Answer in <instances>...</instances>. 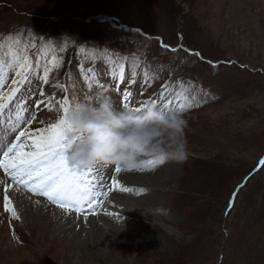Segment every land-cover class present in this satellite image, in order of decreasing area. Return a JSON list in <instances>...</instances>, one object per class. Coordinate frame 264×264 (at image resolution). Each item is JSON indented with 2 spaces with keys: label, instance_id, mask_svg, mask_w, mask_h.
I'll return each mask as SVG.
<instances>
[{
  "label": "rangeland",
  "instance_id": "374dc122",
  "mask_svg": "<svg viewBox=\"0 0 264 264\" xmlns=\"http://www.w3.org/2000/svg\"><path fill=\"white\" fill-rule=\"evenodd\" d=\"M178 31L192 42L181 52L170 46L183 45ZM8 37L22 42L32 67L0 112L1 151L55 123L63 113L52 101L73 104L106 89L118 109L124 92L132 107L160 106L162 97L171 102L166 110L184 105L188 155L155 170H113L110 180L98 165L93 204L79 212L33 194L0 167V264H264L245 252L254 231L264 232L252 221L259 206L239 212L238 201L218 228L210 224L264 157V0H0V43ZM15 71L4 67L0 94L17 87ZM234 169L241 176L227 173ZM260 176L264 183V168ZM6 194L19 219L5 210Z\"/></svg>",
  "mask_w": 264,
  "mask_h": 264
},
{
  "label": "clouds",
  "instance_id": "9594fccd",
  "mask_svg": "<svg viewBox=\"0 0 264 264\" xmlns=\"http://www.w3.org/2000/svg\"><path fill=\"white\" fill-rule=\"evenodd\" d=\"M67 135L75 138L66 152L67 163L78 171L98 165L124 171L155 170L169 161L187 159V120L156 103L141 111L118 109L106 89L74 100L67 116Z\"/></svg>",
  "mask_w": 264,
  "mask_h": 264
},
{
  "label": "snow or ice",
  "instance_id": "6c2138e0",
  "mask_svg": "<svg viewBox=\"0 0 264 264\" xmlns=\"http://www.w3.org/2000/svg\"><path fill=\"white\" fill-rule=\"evenodd\" d=\"M0 49H4L5 55L9 57L5 61H0V76L3 75L4 67L16 69L15 75L19 80H14L13 84L17 87L10 90L9 93L0 94V112L4 110L7 102L19 91L18 85L23 84L28 79V73L32 67L31 61L26 50L22 47V42L15 37H8L3 43H0ZM54 62V61H53ZM94 71V69H90ZM49 69H45L44 82L47 83ZM121 78H123V66L121 65ZM102 87V86H101ZM75 99V98H73ZM123 99L125 103L123 108L139 112L148 101L141 102L140 107H132L129 103L131 99L130 92H124ZM165 97H162L160 107L168 109L171 102L163 103ZM56 103L57 107L62 110V116L47 128L42 129L35 135L31 142H18L7 147L3 153L4 160L0 161V167L11 177L14 182L23 184L29 191L35 195L44 196L59 208L67 211H82L85 204H93L95 197L94 180L98 175V168H88L84 171H78L70 167L67 163L66 152L75 139L70 140L67 131L68 125L66 116L72 103L65 97ZM154 103V102H153ZM185 106L181 105L178 109L183 112ZM14 130V129H13ZM22 135L28 136V133ZM25 149H28L27 151ZM12 158L9 159V155ZM148 164L154 167V162L148 161ZM115 171L121 172L122 169L116 165ZM113 187L119 185V181L113 178ZM120 191H131V189L120 186ZM7 192V190H5ZM140 191H143L141 189ZM105 197L108 193L103 194ZM10 200L6 194L4 197V206L6 211H11L13 216L19 219L13 207H10ZM100 201L96 200V204Z\"/></svg>",
  "mask_w": 264,
  "mask_h": 264
},
{
  "label": "trees",
  "instance_id": "16d2710c",
  "mask_svg": "<svg viewBox=\"0 0 264 264\" xmlns=\"http://www.w3.org/2000/svg\"><path fill=\"white\" fill-rule=\"evenodd\" d=\"M67 14L71 15V13H67ZM118 17H120V15ZM118 17L117 16L116 17H111V19H113L114 22H116V21L120 22L121 18H118ZM77 18H79V17H77ZM87 20H88V22H91L92 18L87 19ZM191 29H192V23H189L187 30L184 32L185 35H187V33L189 32L188 36H191V32H192ZM178 32H180V33H178L177 37H178V39L181 42H183L182 43L183 45H170V46H174L176 48H178L180 46L190 47V45H192V42L186 43L185 42V38L182 35L183 33L181 31H178ZM182 37H183V41L181 40ZM159 38L160 37H158L155 40H158ZM160 39L162 40L163 43H167L168 42V41H166V39H164V37H161ZM171 42H172V40H171ZM169 44H171V43H169ZM195 51H197V50H195ZM201 56H202V54H201ZM197 165L199 167H201V166H204L205 164L203 162H198ZM255 169H256V166L251 168L249 171L246 170L247 172L246 171L243 172L244 174L242 175L241 180L244 179L247 176H250L254 172ZM262 171H263V169L258 171L257 175L255 177H251V179L248 181L247 185L239 192L238 197H237L236 202H235V205H234V208L229 213V214H231L236 209L238 201H239V212H244L243 211L244 208H248V210H250V211H251L252 208H253V210L254 209H258V206H259L260 209H261V212L258 214L259 216L256 215L255 217L253 216L254 218H252L253 219L252 221L255 224H257L258 226H261L260 224L264 223V183H263V180L260 179V177H261L260 175H261ZM227 173L228 174L231 173L232 175L235 174L236 176H241L240 174L242 172L240 171V169L239 170L234 169V170L228 171ZM239 184L235 185L233 187V189L229 192V194H226V197L224 196L223 202L221 204L222 206H220L219 209H217L216 211L213 210L214 213L217 214L218 218H219V215L220 216L221 215L224 216L226 214V212H227V210L229 208L231 195L233 194L234 190L236 189V187ZM255 199L258 200V203L256 202ZM217 216L215 217L214 221H212L210 219L211 220L210 224L212 226H214L215 228H218L219 224L222 222L221 218H219V220H218ZM263 229H264V224H263ZM259 232H260V234H258V233H256L254 231V233H253L252 237L250 238V240H247L248 241V243L246 242L247 243L246 244L247 251H245V252L250 253L252 250H254V251L257 252L256 254L261 256V258H264V232H261V230H259ZM244 249H246V248H244Z\"/></svg>",
  "mask_w": 264,
  "mask_h": 264
},
{
  "label": "bare ground",
  "instance_id": "6f19581e",
  "mask_svg": "<svg viewBox=\"0 0 264 264\" xmlns=\"http://www.w3.org/2000/svg\"><path fill=\"white\" fill-rule=\"evenodd\" d=\"M2 144V143H1ZM1 151V150H0ZM113 170H115V169H113V167L112 166H107V170L105 171L106 172V178H108L109 180H110V178H112L114 175H113ZM125 172V171H124ZM123 172V173H124ZM111 173H112V175H111ZM124 174H128V175H132V172H129V173H124ZM118 175V174H117ZM110 177V178H109ZM118 178V177H117ZM116 178V179H117ZM108 181V180H107ZM17 183V182H16ZM15 183V184H16ZM108 183V182H107ZM109 183H110V181H109ZM124 185H126V184H124ZM126 187V186H125ZM90 206V205H89ZM91 207V206H90ZM100 208V207H99ZM95 209V208H94ZM91 212V211H90ZM95 214V213H94ZM107 213L106 212H104V210L102 209L101 210V212L99 213V215H106ZM165 214V213H164ZM108 215V214H107ZM109 216V215H108ZM95 217V216H94ZM105 217V216H104ZM146 217V216H145Z\"/></svg>",
  "mask_w": 264,
  "mask_h": 264
},
{
  "label": "water",
  "instance_id": "95a60500",
  "mask_svg": "<svg viewBox=\"0 0 264 264\" xmlns=\"http://www.w3.org/2000/svg\"><path fill=\"white\" fill-rule=\"evenodd\" d=\"M243 186V184L241 185V186H239L238 187V189L236 190V192H235V196H236V194L238 193V191L240 190V188Z\"/></svg>",
  "mask_w": 264,
  "mask_h": 264
}]
</instances>
